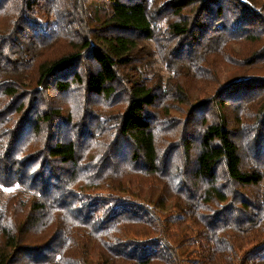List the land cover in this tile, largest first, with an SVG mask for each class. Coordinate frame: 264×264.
Returning a JSON list of instances; mask_svg holds the SVG:
<instances>
[{
    "label": "trees",
    "instance_id": "16d2710c",
    "mask_svg": "<svg viewBox=\"0 0 264 264\" xmlns=\"http://www.w3.org/2000/svg\"><path fill=\"white\" fill-rule=\"evenodd\" d=\"M0 184V264H264V0H0Z\"/></svg>",
    "mask_w": 264,
    "mask_h": 264
},
{
    "label": "rangeland",
    "instance_id": "374dc122",
    "mask_svg": "<svg viewBox=\"0 0 264 264\" xmlns=\"http://www.w3.org/2000/svg\"><path fill=\"white\" fill-rule=\"evenodd\" d=\"M144 45H142L143 47ZM158 49H155V45L151 41H146V46L143 49L142 60L143 65L139 66L142 74L152 77L153 75H158L162 79V83L165 84L167 78L171 75V67L162 60L161 56L157 53ZM228 75L227 69L224 67L220 72L221 78H225ZM69 100H72L68 97ZM68 100V103H69ZM67 103V104H68ZM14 188V187H13ZM9 185L0 184V202L2 204L9 198V191L13 190ZM177 228V229H176ZM173 228L172 234L173 238L179 241L180 246L187 247L190 245L192 237L189 232L185 231L184 225ZM184 232H186L184 239ZM184 264H189L185 261Z\"/></svg>",
    "mask_w": 264,
    "mask_h": 264
}]
</instances>
